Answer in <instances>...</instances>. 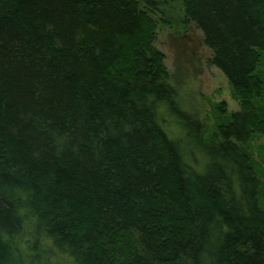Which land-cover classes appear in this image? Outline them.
<instances>
[{
    "label": "trees",
    "instance_id": "16d2710c",
    "mask_svg": "<svg viewBox=\"0 0 264 264\" xmlns=\"http://www.w3.org/2000/svg\"><path fill=\"white\" fill-rule=\"evenodd\" d=\"M177 8L239 107L201 172L158 115L193 151L154 48ZM262 65L264 0H0V264H264Z\"/></svg>",
    "mask_w": 264,
    "mask_h": 264
},
{
    "label": "rangeland",
    "instance_id": "374dc122",
    "mask_svg": "<svg viewBox=\"0 0 264 264\" xmlns=\"http://www.w3.org/2000/svg\"><path fill=\"white\" fill-rule=\"evenodd\" d=\"M178 13V8L172 10L169 23L157 24L154 48L162 54L166 83L175 91L178 111L184 112L198 126L194 150L191 146L194 128L185 126L175 113L165 109L158 115L166 126L163 130L167 137L180 143L182 153L188 154L189 164L201 172L206 159L200 155V147L211 143L210 134L214 125L222 121L221 115L237 112L239 107L224 76L208 64L210 52L202 44L201 34L193 25L181 26ZM256 72L264 82V66ZM166 130L177 136L171 134L170 137ZM243 150L249 155L254 174L263 185L261 210H264V139L254 138Z\"/></svg>",
    "mask_w": 264,
    "mask_h": 264
}]
</instances>
